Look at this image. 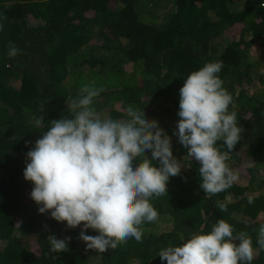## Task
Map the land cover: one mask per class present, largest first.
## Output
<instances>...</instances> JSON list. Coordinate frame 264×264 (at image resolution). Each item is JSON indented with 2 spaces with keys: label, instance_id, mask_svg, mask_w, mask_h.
<instances>
[{
  "label": "trees",
  "instance_id": "trees-1",
  "mask_svg": "<svg viewBox=\"0 0 264 264\" xmlns=\"http://www.w3.org/2000/svg\"><path fill=\"white\" fill-rule=\"evenodd\" d=\"M262 5L264 0H0V264H167L158 256L162 248L181 245V235L209 233L219 219L233 226L234 235L246 231L256 250L251 264H264L256 240L264 224ZM10 43L20 49L15 58L7 55ZM213 61L223 62L218 75L232 96L229 112L244 129L226 163L246 179L209 197L200 187L199 162L185 158L188 150L174 133L180 88L191 72ZM83 84L104 89L92 105L101 118L127 119L129 105L144 109L171 137L174 157L185 159L181 173L169 179L168 195L150 200L159 219L142 225L143 242L130 238L104 253L79 239L83 223L69 229L50 211L40 214L31 199L34 184L23 175L26 153L51 120L70 116L66 103ZM40 115L44 126L37 128ZM216 146L228 151L222 140ZM217 200L227 201L226 212ZM52 235L71 237L68 250L51 253Z\"/></svg>",
  "mask_w": 264,
  "mask_h": 264
},
{
  "label": "clouds",
  "instance_id": "clouds-1",
  "mask_svg": "<svg viewBox=\"0 0 264 264\" xmlns=\"http://www.w3.org/2000/svg\"><path fill=\"white\" fill-rule=\"evenodd\" d=\"M19 52L15 44H9L10 58ZM222 67V61L207 62L188 75L179 90L181 119L174 133L188 150L185 158L199 162L200 187L209 197L238 181V174L226 161L244 131L237 125V113L229 112L232 96L218 75ZM103 91L89 84L81 86L78 97L66 103L70 116L51 120L42 138L26 153L29 162L23 173L34 184L31 199L40 206L39 213L50 211L52 219L67 222L69 229L83 223L79 239L87 249L100 253L116 249L130 238L143 242L142 225L159 219L150 200L168 195L170 177L179 175L183 168L173 155L171 137L158 121L146 116L144 109L129 105L127 119L101 118L92 105ZM35 126H44L42 115ZM221 140L227 152L216 146ZM244 196L253 203L252 196ZM216 205L221 212L228 210L227 201L217 200ZM88 229L99 234L87 235ZM180 239L181 245L158 252L162 261L251 264L255 257L252 237L246 231L234 235L233 226L224 219H219L209 233L194 232ZM70 240L49 236L50 252L67 251ZM256 240L259 250H264V224Z\"/></svg>",
  "mask_w": 264,
  "mask_h": 264
},
{
  "label": "rangeland",
  "instance_id": "rangeland-1",
  "mask_svg": "<svg viewBox=\"0 0 264 264\" xmlns=\"http://www.w3.org/2000/svg\"><path fill=\"white\" fill-rule=\"evenodd\" d=\"M230 33H231V34H236V31H235V30H233V31L231 30ZM255 83H256L257 85H256V87H255L254 89H256L257 86H258V80H256ZM250 88H251V87H250ZM251 89H252V88H251ZM254 89H253V90H254ZM184 162H185V159L182 158V159H181V163H182V165H183ZM238 176H239V175H238ZM244 179H246L245 176H242V177L239 176V179H238V180H244ZM244 181H245V180H244Z\"/></svg>",
  "mask_w": 264,
  "mask_h": 264
}]
</instances>
